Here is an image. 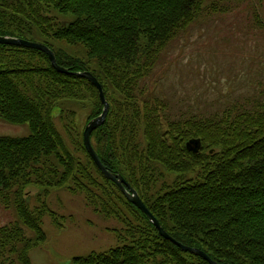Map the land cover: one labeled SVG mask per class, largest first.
<instances>
[{
  "label": "trees",
  "instance_id": "16d2710c",
  "mask_svg": "<svg viewBox=\"0 0 264 264\" xmlns=\"http://www.w3.org/2000/svg\"><path fill=\"white\" fill-rule=\"evenodd\" d=\"M199 1L0 0V37L43 44L68 71L57 72L41 51L0 45V119L29 127L24 137L0 136V203L13 204L33 234L26 237L18 224L0 227V257L11 243L15 264H31L30 251L45 241L42 217L46 214L61 226L46 204L33 214L26 210L24 191L34 185L44 197L49 188L86 193L96 213L120 221L112 190L117 203L142 222L133 226L123 220L120 246L76 257L72 264H188L190 256L208 264L158 234L96 168L82 136L78 146L98 180L60 138L55 119L64 113L61 103L83 89L92 91L100 105L88 121L102 113L96 88L76 75L87 71L101 84L109 104L105 121L90 135L107 170L125 179L175 241L217 263L264 264V91L245 103L221 97L210 104L215 111L166 121L167 133L157 115L160 102L137 99L164 46L198 19ZM64 46L81 47L86 60ZM89 61L95 62L96 72ZM222 101L233 103L222 107ZM190 140H200L197 154L185 146ZM159 168L175 178L150 194L147 182L159 183ZM7 260L12 261L10 254Z\"/></svg>",
  "mask_w": 264,
  "mask_h": 264
},
{
  "label": "rangeland",
  "instance_id": "374dc122",
  "mask_svg": "<svg viewBox=\"0 0 264 264\" xmlns=\"http://www.w3.org/2000/svg\"><path fill=\"white\" fill-rule=\"evenodd\" d=\"M199 9L202 11L196 17L198 19L164 46L145 85L143 82L140 86L142 93L137 95V99L148 97L152 102H160L163 108H159L157 115L161 116L164 133H167L166 121L189 118L191 112L215 111L216 107L209 110L210 104L221 97L231 96L245 103L256 92L264 91L261 89L264 86V0H200ZM64 48L73 56L86 60L81 47ZM89 63L96 72L95 62ZM231 103L222 101L220 105L225 107ZM61 104L64 113L61 119H55L60 138L82 166L86 165L93 177L100 179L77 143L88 120L100 109L97 97L92 91L83 89L77 98ZM28 134L27 125H13L0 119V136L24 137ZM155 175L161 178L158 184L147 182L146 189L150 194L159 190L162 184H171L175 178L162 168ZM24 192L28 212L33 214L46 208V204L61 224L55 226L46 214L42 217L45 241L30 251L31 264H72L74 258L91 252L106 254L121 245V231L124 232L125 228L123 220L133 226L142 224L122 202L123 205L117 203L112 190L110 197L122 213L123 220L120 221L96 213L87 202L86 193L72 194L64 188H49L44 197V191L34 185ZM12 224L22 227L26 237H33L19 220L14 205L0 203V227ZM115 230L119 234L116 235ZM11 247L12 244L8 243L4 248L0 264H15ZM8 254L12 261H3ZM186 258L188 264H201L191 256Z\"/></svg>",
  "mask_w": 264,
  "mask_h": 264
},
{
  "label": "water",
  "instance_id": "95a60500",
  "mask_svg": "<svg viewBox=\"0 0 264 264\" xmlns=\"http://www.w3.org/2000/svg\"><path fill=\"white\" fill-rule=\"evenodd\" d=\"M0 45H11V46H17V47H23V48H29V49H34L41 51L45 53L52 65V67L59 73H68L66 69L63 67H60L56 63V59L54 56V53L44 46L43 44L40 43H34L31 41H27L24 39H16V38H11V37H0ZM77 76L85 78L91 85H93L96 90L98 91V97L100 100V103L102 104V113L90 120L86 127L84 128L83 131V145L84 148L93 161L94 165L96 168L101 172V174L105 177L106 180L112 182L116 187L120 190L121 194L125 197V199L132 204L136 209H138L142 214H144L149 222L154 226V228L158 231V234L164 238L165 240H169L173 244H175L181 251L183 252H188L190 254H194L206 262L208 264H226V263H217L213 260L210 259V257L205 254L203 251L197 249V248H192V247H187L177 241H175L172 237H170L166 231L163 229L161 224L149 213L141 199L139 198L137 192L132 189L129 184L125 181V179L120 175L116 173H112L111 171L107 170V168L102 164L101 160L99 159L97 153L92 147L91 141H90V135L93 130H95L97 127L103 124L105 121L106 115L109 110V104L107 103L101 84L97 81V79L89 72H82V73H77ZM186 147L189 151H191L193 154H197L199 150L201 149V142L200 140H190L187 144Z\"/></svg>",
  "mask_w": 264,
  "mask_h": 264
}]
</instances>
